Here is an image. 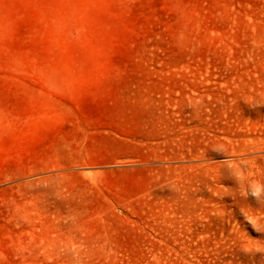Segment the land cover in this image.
<instances>
[{"label":"rangeland","instance_id":"374dc122","mask_svg":"<svg viewBox=\"0 0 264 264\" xmlns=\"http://www.w3.org/2000/svg\"><path fill=\"white\" fill-rule=\"evenodd\" d=\"M0 264H264V0H0Z\"/></svg>","mask_w":264,"mask_h":264}]
</instances>
